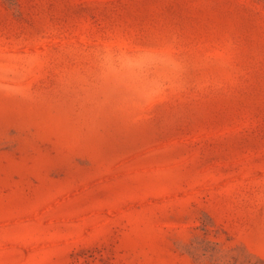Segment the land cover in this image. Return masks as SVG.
Returning <instances> with one entry per match:
<instances>
[{"label":"rangeland","instance_id":"1","mask_svg":"<svg viewBox=\"0 0 264 264\" xmlns=\"http://www.w3.org/2000/svg\"><path fill=\"white\" fill-rule=\"evenodd\" d=\"M0 264H264V0H0Z\"/></svg>","mask_w":264,"mask_h":264}]
</instances>
